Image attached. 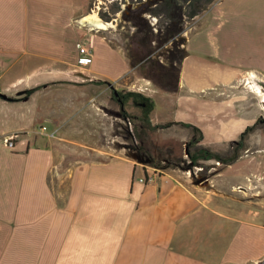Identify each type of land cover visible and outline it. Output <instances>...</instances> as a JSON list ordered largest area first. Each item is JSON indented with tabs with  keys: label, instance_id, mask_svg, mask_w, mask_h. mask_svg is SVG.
<instances>
[{
	"label": "crops",
	"instance_id": "obj_1",
	"mask_svg": "<svg viewBox=\"0 0 264 264\" xmlns=\"http://www.w3.org/2000/svg\"><path fill=\"white\" fill-rule=\"evenodd\" d=\"M250 5L264 10V0ZM84 9L82 0H0V264H264V144L250 141L208 178L164 171L139 181L150 167L100 145L97 132L99 118H123L112 102L130 61ZM242 40L240 52H264V39L259 48ZM189 42L177 88L152 89L150 118L194 124L206 145L236 143L264 115V91L252 88L255 74L216 69ZM221 49L217 60L227 59ZM158 93L173 117L156 113ZM75 118L94 125L87 133ZM47 122L53 130L40 131Z\"/></svg>",
	"mask_w": 264,
	"mask_h": 264
},
{
	"label": "rangeland",
	"instance_id": "obj_2",
	"mask_svg": "<svg viewBox=\"0 0 264 264\" xmlns=\"http://www.w3.org/2000/svg\"><path fill=\"white\" fill-rule=\"evenodd\" d=\"M82 1L85 4L82 14L96 12L97 16L107 23V27L102 28L100 32L108 40L110 39L109 41L113 45L125 51L129 58L130 71L122 80L126 85L119 87L122 92L136 90L151 97L154 94V89L167 90L148 77L147 74L150 72L160 74L165 72L166 69H169L171 73L177 72L179 64L175 61L172 63L170 59L172 57L177 58L186 51L187 38L190 39L189 46H198V49L202 51V57L205 61L213 60L215 62L216 69L222 68L223 65L227 68L229 66L237 67L247 72L245 75L255 74L256 78L251 81L254 90L259 85L264 87V52H256L254 55L246 51L245 48H243V52H240V47L243 44L242 39L246 40L244 43L247 46L256 45L257 48L260 47V40L264 39V10L250 5V0H215L206 11L197 17L196 21L186 20L185 30L178 37H172L167 41L161 38L166 25H168L167 20L164 19V15L160 11L161 0ZM154 12L159 13L155 14ZM141 37H146L145 44L141 43ZM222 40H227L228 43ZM79 41L88 43L85 35L81 36ZM218 46H222L221 51L227 55V59L217 60L219 57L214 55V58L212 56ZM134 53L137 54L139 60L130 56ZM230 53H235L237 57L236 55L230 57ZM135 59L137 62L134 64ZM145 81H149L153 86L150 90L141 86V82ZM176 81L174 78V83ZM260 98L261 100L264 99L263 95ZM155 99L158 103L156 108L158 115L162 114L163 117L174 116V108L170 112V108L162 107L163 98L161 93L155 94ZM112 103L114 113L120 114L121 106L119 102L113 100ZM262 107H264V104H262ZM124 108L130 115V121H126L124 118H99L98 128L101 129V134L99 131L97 132L102 138L98 137V143L104 141L106 143L100 145H111L113 151L134 157L149 167L160 169L162 172L177 171L186 176H192L196 181L203 177L208 178L215 175L218 169L223 167L222 162L210 159L200 161L202 166L186 169L184 166L187 165V161H182L180 164L175 161L177 158L188 159L186 142L191 137V133L186 127L178 123L155 124L151 119V125H146L141 118L142 109L140 105L133 100H129ZM77 120L78 118H75V124L72 121L69 125L64 126L62 133H71L67 128L73 124L76 126L81 125V128L87 130L88 133V130L92 129L94 125L92 120L88 118ZM107 120L116 121L115 130L111 133H106L103 130L107 125ZM256 122V128L245 138V146L251 143L250 141L253 142V145L264 144V115L257 118ZM45 127L48 128L46 129L49 133L55 125L47 122ZM253 134L256 138L249 139V136ZM83 135L80 132L77 136L83 139ZM232 145L234 143L215 146L220 147V154L227 156L230 154L229 150H231ZM108 156L104 155L103 157Z\"/></svg>",
	"mask_w": 264,
	"mask_h": 264
},
{
	"label": "trees",
	"instance_id": "obj_3",
	"mask_svg": "<svg viewBox=\"0 0 264 264\" xmlns=\"http://www.w3.org/2000/svg\"><path fill=\"white\" fill-rule=\"evenodd\" d=\"M215 0H161L160 11L164 15V19L167 20V24L165 27V32L162 35V39L167 41L172 37H178L185 30V21H192L201 13L206 11L210 5H212ZM158 14L159 12H154ZM139 29V28H138ZM139 31V30H138ZM145 38L141 37L140 41L142 44H145ZM110 40V39H109ZM186 51L181 53L177 58L172 57L170 61L173 63L174 61L179 64V68L177 72L171 73L169 69H166L165 72L157 74V73H148V77L157 82L159 85L164 87L167 90H175L177 88L178 78L180 75V69L182 66V62L184 60ZM130 56L137 58V54H130ZM133 58V59H134ZM134 60V64L137 60ZM139 60V59H138ZM174 78L177 80L174 83ZM133 100L138 105H140L142 109V119L143 123L146 125H151L150 115L154 109V101L151 97L146 94L136 91L129 90L126 92L118 91V101L121 106V115L126 121H130V115L127 110L124 108V105L127 101ZM178 124L186 127L190 133L191 137L187 139V152L188 159H176V163H181L182 161L186 162L187 165L184 166L186 169H192L194 166H202L200 165V161L202 160H210L215 159L217 161H221L223 163H230L234 161L239 155V150L245 146V138L246 136L256 128L257 122L248 126L245 131L241 134L238 142L232 145L231 150H229L230 154L227 156H223L219 152H217V147L214 145H206L202 143L204 138V134L202 130L191 123L186 122H176ZM214 148V149H213ZM189 161V162H188ZM189 163V164H188Z\"/></svg>",
	"mask_w": 264,
	"mask_h": 264
},
{
	"label": "built area",
	"instance_id": "obj_4",
	"mask_svg": "<svg viewBox=\"0 0 264 264\" xmlns=\"http://www.w3.org/2000/svg\"><path fill=\"white\" fill-rule=\"evenodd\" d=\"M76 45H77V48H78V51H79V54H80V57L78 59V63L82 64V65L88 64L90 62L89 61L90 57L92 56V49H91L89 43H83V42L79 41V42H77ZM250 81H253V77H251ZM248 82H249V80H247V83ZM260 86L262 87V89H264V87L262 85H260ZM45 129H46L45 126H41V128L39 130L43 131ZM16 136H17V134H13V135L8 136L5 139L6 144L9 147H13L14 146ZM150 169H151V171L149 173L145 174V176H141L138 180L141 181V182H152V181H154L155 177L158 174L162 173V170H160V169L152 168V167H150Z\"/></svg>",
	"mask_w": 264,
	"mask_h": 264
},
{
	"label": "bare ground",
	"instance_id": "obj_5",
	"mask_svg": "<svg viewBox=\"0 0 264 264\" xmlns=\"http://www.w3.org/2000/svg\"><path fill=\"white\" fill-rule=\"evenodd\" d=\"M84 21H87L89 25L98 27V28H106L107 23L103 22L96 14V12H93L91 15L86 16ZM252 74V73H251ZM257 92H260V94H264L261 89H257Z\"/></svg>",
	"mask_w": 264,
	"mask_h": 264
}]
</instances>
